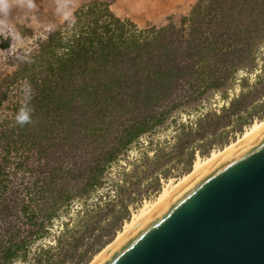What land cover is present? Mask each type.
Segmentation results:
<instances>
[{"label": "trees", "instance_id": "1", "mask_svg": "<svg viewBox=\"0 0 264 264\" xmlns=\"http://www.w3.org/2000/svg\"><path fill=\"white\" fill-rule=\"evenodd\" d=\"M73 19L70 34L49 33L0 84V105L11 85L24 81L28 88L26 99L0 120V264L26 263L53 221L102 188L109 168L133 145L214 93L224 97L235 74L253 68L264 43V0H196L178 23L143 29L93 0ZM263 96L264 69L196 128L180 125L168 149L143 158L141 170L124 174L115 196L86 208L72 228L64 223L54 245L36 248L28 264L90 263L128 222L143 179L144 191L157 194L172 159L182 164L178 175L189 174L195 154L225 145L224 129L241 131ZM25 104L32 123L20 126L15 117ZM10 171L28 174L31 182L23 190L10 187Z\"/></svg>", "mask_w": 264, "mask_h": 264}, {"label": "water", "instance_id": "2", "mask_svg": "<svg viewBox=\"0 0 264 264\" xmlns=\"http://www.w3.org/2000/svg\"><path fill=\"white\" fill-rule=\"evenodd\" d=\"M92 264H264V123L193 172Z\"/></svg>", "mask_w": 264, "mask_h": 264}, {"label": "rangeland", "instance_id": "3", "mask_svg": "<svg viewBox=\"0 0 264 264\" xmlns=\"http://www.w3.org/2000/svg\"><path fill=\"white\" fill-rule=\"evenodd\" d=\"M91 1L93 0H31L32 6H29L28 0H10V6L12 8L7 11V13H0V44L5 41L8 43L7 49H2L0 47V84L5 76L10 75L15 70L19 58L36 52L39 42L45 40L49 33L61 29L65 36L70 34V24L74 20L72 15L73 11ZM100 1L109 4L113 3V0ZM187 7L188 5L184 8V11H179L176 16L173 15V7H169L163 9L156 19L136 21V23L139 29L151 26L152 23L154 24L153 26L160 27L170 20L178 23L179 16L181 14L186 15L187 11H189ZM263 69L264 43L259 47L255 54L253 68L249 70H240V72L238 71L235 74L231 87L227 90L224 97L219 93H214L208 99L204 100L196 110L179 112L173 120H170L167 123L166 128L159 129L152 135L141 138L138 143L131 147L121 160L109 168L102 188L94 192L85 203L74 202L71 204L67 214H63L59 219L53 221L47 237L32 246L29 260H27L26 263L16 262L14 264H28V262L31 261V256L36 248L39 246L54 245V240L58 237L64 223L70 224L69 227L72 228L86 208H92L98 200H107L108 197L112 198V196H115L116 186L120 183V180L124 178V174H130L134 166H138L139 170H141L140 166L143 158H152L157 148L168 149L173 143V137L177 133L180 125L183 124L194 129L196 128L198 120L206 113L220 112L222 108L229 105L230 100L238 97L243 90L244 82H246L248 86H253L257 81V78L262 75ZM27 96L28 88L24 81H19L14 85H11L5 92L0 105V120L11 116L13 106L17 102L22 103ZM254 104L255 106H259L258 112L253 113L254 115L251 117L247 116L246 120L249 124H242L241 131L232 127L225 128L222 137L226 144L220 146L215 143L207 155L200 156L196 153L194 160L197 157L204 159L213 151L223 149L229 143L237 140L253 123L263 120L264 116L263 118L258 116L264 110V96L259 100H256ZM12 162H14L13 159ZM29 162H33L32 157ZM174 162L175 161L172 159L168 164L167 168H169V177L167 179H160V190L169 181L175 183L185 175V173L177 174L178 169L182 168V164ZM10 172H13V175H11L8 183L12 188L23 190L31 182V177L28 174H24L20 171ZM147 181L148 179L142 180V185H140L139 188L141 192L132 197L135 198V204L130 205L129 207L130 218L145 202L154 201L160 192L159 190V192L155 194L151 192L150 189L145 192L144 186ZM126 222L127 221L123 222V225L118 232L122 230ZM20 228L21 234H25L26 229L21 225ZM117 233L115 237L117 236ZM113 240L111 242H113ZM94 257L95 255L93 258ZM92 260L93 259H91V262Z\"/></svg>", "mask_w": 264, "mask_h": 264}, {"label": "crops", "instance_id": "4", "mask_svg": "<svg viewBox=\"0 0 264 264\" xmlns=\"http://www.w3.org/2000/svg\"><path fill=\"white\" fill-rule=\"evenodd\" d=\"M195 1L196 0H113V3L109 4V9L119 19L128 20L138 27L136 21L156 19L163 9L169 7H173V15L176 16L179 11H184L187 5V8L190 10ZM11 8L9 2L8 11ZM188 13L189 11H187L186 15L181 14L179 19L187 17ZM153 25L152 23L151 26Z\"/></svg>", "mask_w": 264, "mask_h": 264}, {"label": "bare ground", "instance_id": "5", "mask_svg": "<svg viewBox=\"0 0 264 264\" xmlns=\"http://www.w3.org/2000/svg\"><path fill=\"white\" fill-rule=\"evenodd\" d=\"M263 123H264V119L261 120L260 122L253 123L249 128H247L242 133L241 136H239V138L237 140H235L234 142L230 143L229 145H227L226 147H224L222 150L213 151L208 157H206L204 159H200L199 157H197L195 159V161L193 162V164H192V168H191L192 170H191V172L189 174L184 175L183 177H181L175 183H172L171 181H169L168 183H166L162 187L161 191L156 196V198H155L154 201L145 202L142 205V207H140L139 210L136 211V213H133L132 214L130 220L124 224L122 230L117 233V236L115 237V239L113 240V242H111L103 250H101L98 254H96L90 264H92L98 258V256L100 254H102L110 245H112L119 237H121L136 222H138L142 217H144L152 208H154L163 198H165L172 190H174L180 183H182L193 172H195L197 169H199L200 167H202L204 164L208 163L209 161H211L212 159H214L215 157H217L218 155H220L221 153H223L224 151L228 150L230 147H232L233 145H235L236 143H238L239 141H241L243 138H245L246 136H248L249 134H251L253 131H255L258 127H260Z\"/></svg>", "mask_w": 264, "mask_h": 264}, {"label": "clouds", "instance_id": "6", "mask_svg": "<svg viewBox=\"0 0 264 264\" xmlns=\"http://www.w3.org/2000/svg\"><path fill=\"white\" fill-rule=\"evenodd\" d=\"M10 0H0V13H7L9 8ZM29 6L31 5V0H28ZM16 123L20 126L32 123V109L25 104L21 107L15 117Z\"/></svg>", "mask_w": 264, "mask_h": 264}, {"label": "built area", "instance_id": "7", "mask_svg": "<svg viewBox=\"0 0 264 264\" xmlns=\"http://www.w3.org/2000/svg\"><path fill=\"white\" fill-rule=\"evenodd\" d=\"M240 72V71H239Z\"/></svg>", "mask_w": 264, "mask_h": 264}]
</instances>
